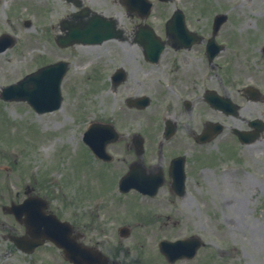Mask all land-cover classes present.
<instances>
[{
	"label": "flooded vegetation",
	"instance_id": "af4514ba",
	"mask_svg": "<svg viewBox=\"0 0 264 264\" xmlns=\"http://www.w3.org/2000/svg\"><path fill=\"white\" fill-rule=\"evenodd\" d=\"M38 1L0 0L10 13L0 34L16 36L18 44L34 28L58 44L62 20L49 21L52 9ZM131 1L82 0L108 22L97 42L85 43L92 54L91 140L78 145L94 174L81 177L83 189L68 206L47 180L17 191L0 186V242L30 258L46 254L45 245L50 257L61 254L42 236L45 244L31 253L17 247L16 239L30 236L27 219L34 214L70 221L72 236L102 251L107 264H229L239 252H215L220 231L253 236L254 195L264 197V30L254 25L264 19V0H258L260 20L252 23L231 15L239 13L236 0L234 8L209 7V0L157 1L148 13ZM177 9L182 17L175 19ZM221 13L227 16L215 25ZM28 35L23 41L35 46L42 38ZM193 192L201 194L199 218ZM27 198L35 200L33 210L12 209ZM209 199L215 201L213 215ZM196 235L202 246L193 257L171 260L161 249L165 240Z\"/></svg>",
	"mask_w": 264,
	"mask_h": 264
},
{
	"label": "rangeland",
	"instance_id": "374dc122",
	"mask_svg": "<svg viewBox=\"0 0 264 264\" xmlns=\"http://www.w3.org/2000/svg\"><path fill=\"white\" fill-rule=\"evenodd\" d=\"M47 1L49 7L54 6L53 8L56 11L53 9V12L58 16L64 15L71 9V5L64 2V0ZM179 1L181 3L182 0ZM233 1L209 0L208 4L209 7L213 5L212 7L214 8L219 5L233 7ZM254 1L252 0L250 3L248 0L247 2L246 0H236L240 6L233 8L239 13L233 11L231 15H241L242 19L248 22L251 21V23L256 19L260 20L256 12L262 7L258 0ZM36 3H43V1ZM33 5L34 3L30 1V6ZM233 8L231 10H234ZM165 9L168 8L166 7ZM8 16H10L9 11L5 12L3 7L0 6V30L7 27L4 22ZM228 23L226 27L234 30L233 23ZM254 25L256 28L264 30V19L259 23H254ZM24 34L28 35L27 30H25ZM36 34L40 35V31ZM39 44L41 49H47L46 53L49 55L62 56L64 60L70 62L62 86V106L52 112L37 113L34 112L27 101H6L0 98V170L5 169L0 172V175L3 174L0 179L9 181L12 185L9 187L12 190L14 186L12 183L14 182L13 173L17 175L16 172H19V169L29 171L27 173L28 176L40 174L41 177L45 174L43 172L49 171L48 174H45L47 176L43 178H47L48 181L56 186V190L61 194L59 195V202L70 205L75 188L78 190L83 189V182L79 177L88 176L91 172L94 174L95 169L88 157L83 154L81 147H75L80 126L86 123V119L81 115H79V120L81 121H78L77 111L86 110L88 107L89 98L86 79L88 62L92 58V54L87 53L82 46L57 49L44 36L40 38ZM27 48L28 46L24 42L20 47L9 48L5 50L6 52H0V89L2 85L15 82L22 76L56 61L49 57H43L38 62L31 63L30 61L35 60V54L40 52V50L28 52L29 49ZM51 170L57 172H52ZM95 179L98 180L97 177ZM99 179L103 182L106 178L101 177ZM20 180L18 179V182ZM13 189L15 191L17 188L13 187ZM192 195L196 198L193 201L194 216L198 217L195 208L196 203L201 204V194L193 192ZM210 196L212 195L209 194L208 197ZM254 196L255 209L254 211H252L253 209L251 210L253 218L256 219L254 235H248L247 231L244 234L241 232H232L230 234L226 230H222L220 231L221 238L219 237L217 241L218 246L213 247L215 252H218L219 247H228L230 252H236L233 249H237L238 255L231 259L229 264H264V197L260 194H255ZM208 203V211L213 215V212L217 211L215 201L209 199ZM218 211L220 212V206ZM1 244L4 245L3 242H0ZM48 247L50 248V246ZM48 247L47 249L44 248L46 254V251H50ZM243 252H247V255L243 256ZM46 254H39L35 257V260H32V263L43 264L45 260L52 259ZM41 257L44 260H41ZM53 260L55 264H66L60 255H57ZM150 263L159 264L158 262ZM0 264L31 263L29 258L21 253H9L7 251L6 255L0 256Z\"/></svg>",
	"mask_w": 264,
	"mask_h": 264
},
{
	"label": "water",
	"instance_id": "95a60500",
	"mask_svg": "<svg viewBox=\"0 0 264 264\" xmlns=\"http://www.w3.org/2000/svg\"><path fill=\"white\" fill-rule=\"evenodd\" d=\"M63 74L64 71L61 70L59 66L58 70L49 73V76L48 72L44 74V72L41 71L35 75L33 74L26 77L17 84L6 87L3 95L8 98L16 97L28 99L39 111L57 108L61 103L60 82ZM44 78H47L46 81ZM28 81H32L35 86L27 87L26 84ZM66 237L67 238L62 239H65L64 244L67 247V256L71 260L75 261L77 264H96L93 257H88L85 253L86 251L92 254L88 248L79 245V250H76L75 246L72 245V242L74 244L75 242L67 236V233Z\"/></svg>",
	"mask_w": 264,
	"mask_h": 264
},
{
	"label": "bare ground",
	"instance_id": "6f19581e",
	"mask_svg": "<svg viewBox=\"0 0 264 264\" xmlns=\"http://www.w3.org/2000/svg\"><path fill=\"white\" fill-rule=\"evenodd\" d=\"M50 141V140H49Z\"/></svg>",
	"mask_w": 264,
	"mask_h": 264
}]
</instances>
